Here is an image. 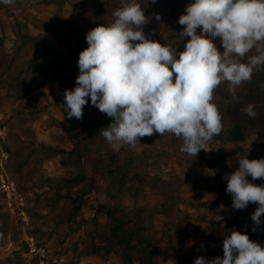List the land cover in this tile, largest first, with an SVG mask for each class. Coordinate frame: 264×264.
Instances as JSON below:
<instances>
[{
	"label": "trees",
	"instance_id": "obj_1",
	"mask_svg": "<svg viewBox=\"0 0 264 264\" xmlns=\"http://www.w3.org/2000/svg\"><path fill=\"white\" fill-rule=\"evenodd\" d=\"M51 1L15 0L11 6L0 3V16L17 15V11L25 14L27 8L51 10ZM53 1L62 5V0ZM183 1L156 0L153 5L150 0H105L99 4L98 14L113 15L125 3L140 4L145 16L150 18V22L143 26L146 38L175 49L178 55L190 37L178 42V33L184 26L173 28L171 14L181 12ZM70 5L72 16L79 17L80 5L73 1ZM157 14L160 16L159 21L155 19ZM160 28L165 30L162 37L158 32ZM15 34L23 43L35 37L28 31L26 22L18 17ZM54 36L62 46L68 45L69 39L59 30L54 31ZM42 38L45 40L44 35ZM22 42L11 52L8 37L3 30L0 32V104L5 102L2 91H6L9 98H30L45 102L49 100V93L44 88L52 83L53 103L65 110V92L61 81L68 72V58L60 56L46 61L43 52H47L48 45L40 43V51L26 53L21 52ZM214 42L222 52L220 38L217 37ZM256 54L253 49L241 62L247 63L248 57ZM73 75L76 81L79 75L78 63L73 69ZM236 94L237 99H233L227 82L221 83L214 91L212 103L219 109L222 121L231 117L232 124L222 128L217 135L222 146L213 158L205 150H200L197 156L182 152L183 140L171 133L163 136L154 133L151 136L153 144L143 149H134L127 144L121 148L113 147L101 134L102 129L112 123L113 119L104 116L93 106L90 97L86 98L88 103L83 108V118L69 119L70 125L63 134V140L71 142L72 146L69 148L66 145L50 144L37 137L33 127L36 116L30 115L36 110L31 106H21L17 110L21 117L18 129L9 126L8 137L1 142L0 159L3 151L8 152L7 170L17 181L30 217L27 232L36 237L38 244L52 249V255L56 253L59 258L64 257L60 264H97L94 261L83 262L81 258L93 256L99 262H107L114 255L119 257V264H165L168 249L163 247L160 240L152 239L143 231V227L138 225V221L122 202L124 195L138 198L141 188L148 186L161 195L156 207L157 212L164 216V234H174L179 241L185 242L191 238L192 222H206L201 228L200 257L206 260L217 256L223 258L224 228L247 234L256 243L261 239L264 247V214L261 215V223L255 225L251 215L258 207L257 204L249 203L242 210L232 208V197L226 191L225 178L237 170L241 159L264 158V67L254 71L251 80L237 87ZM0 124L7 126L6 121H0ZM248 139H252L251 147H226L229 142H244ZM55 156L60 157V164L65 170L62 175L47 174L45 162ZM172 159L181 167H215L219 161L228 159L231 169L219 175V200H191L186 196L185 178L179 174H170L163 162ZM150 166L153 168L148 169ZM1 169L0 164V172ZM247 179L250 183L264 186V178L253 180L248 176ZM92 193L97 196V202L92 205L94 228L85 237H76L73 243H68L67 238L76 236L83 224L80 217ZM186 204L195 210L185 208ZM218 204H222L231 213L225 222L209 219L204 212V208ZM100 215L107 216V223L100 221ZM64 226L69 229L62 232ZM24 232L22 222L12 218L4 202V193L0 191V247H4L9 239L20 241ZM50 242L55 250L49 245ZM26 248L23 244L20 249L8 254L7 259L0 264H40L38 258L28 261L23 254Z\"/></svg>",
	"mask_w": 264,
	"mask_h": 264
},
{
	"label": "clouds",
	"instance_id": "obj_2",
	"mask_svg": "<svg viewBox=\"0 0 264 264\" xmlns=\"http://www.w3.org/2000/svg\"><path fill=\"white\" fill-rule=\"evenodd\" d=\"M0 3L11 6L15 0ZM113 16L111 24H100L86 34L88 47L79 54L77 86L64 93L67 118L81 120L90 97L93 106L113 119L101 132L113 147H135L143 137L171 133L183 140L182 152L197 156L223 128L219 109L212 103L215 89L227 82L237 99V87L264 67V0L189 3L179 17L184 27L177 37L178 42L190 39L178 55L146 38L143 26L150 18L140 4L125 3ZM217 37L222 52L214 42ZM253 49L257 54L241 62ZM248 176L264 178V158L241 159L237 170L225 177L226 191L234 209L258 205L251 219L259 225L264 186L250 183ZM194 264H264V247L232 230L223 240V258L201 256Z\"/></svg>",
	"mask_w": 264,
	"mask_h": 264
},
{
	"label": "rangeland",
	"instance_id": "obj_3",
	"mask_svg": "<svg viewBox=\"0 0 264 264\" xmlns=\"http://www.w3.org/2000/svg\"><path fill=\"white\" fill-rule=\"evenodd\" d=\"M77 2L80 5V15L79 17H73V10L71 8L70 2ZM105 0H62V5L57 4L55 1H51V10L40 11L36 8H27L24 10L25 14H20L17 11V15L13 16L1 15L0 16V32L8 37V48L11 52H14L16 45L22 42L17 39L15 34V23L17 17L26 22L27 29L31 35L35 36L33 39L25 41L23 43L21 52H32L39 50L40 43L49 46L47 52H43V59L48 61L51 58H58L60 56H65L68 58L70 64L67 74L61 81L62 88L64 92L66 90H74L77 86L76 81H74L73 69L78 63L79 54L81 51L88 47L86 42V34L93 28L99 26L100 24L108 25L114 21L113 15H99L98 8L99 4L103 3ZM194 2V0H185L182 2V8L180 13H172V23L173 28L179 29L182 27L179 23V17L185 14V8L189 3ZM154 5V4H153ZM74 18V19H72ZM74 24H73V22ZM76 23V24H75ZM59 30L62 35L69 39V43L66 46H62L58 43L54 36V31ZM159 36L162 37L165 33L164 29H159ZM200 33V29H197V34ZM45 36V40L42 38ZM54 86L49 83L44 88L45 91L49 93V100L45 102L33 101L30 98H9L6 95V91H2L4 95V104H0V121H6L7 127L15 126V130L18 129V123L21 119L18 109L21 106L27 105L31 106L36 111L30 115H35L36 118L33 122V127L37 132V137L39 140H43L50 144L66 145L71 147L72 143H66L63 139L69 127V119L67 118V112L60 106L53 103V93L52 89ZM40 90H37L39 92ZM32 101V104H30ZM106 116V114H103ZM232 118L229 117L222 121L223 128H227L232 123ZM166 133L165 135H169ZM167 137V136H166ZM134 149H143L144 147L153 144L151 137H143L140 139ZM166 145V144H164ZM236 145H242L245 147L252 146V139L241 142H229L226 147H233ZM123 145H118L121 148ZM222 143L217 136H214L206 144L207 154L213 158L218 152L219 147ZM167 170L170 174H179L185 178L186 193L191 200L200 199L202 201H216L219 200L218 193V182L219 175L222 172L231 169L229 165V160H221L219 163L215 164V167H181L173 159L164 160ZM45 167L47 174L49 175H62L65 170L60 164V157L55 156L50 160L45 162ZM150 166L148 169H152ZM161 195L156 191H153L150 187L145 186L141 188L138 198H133L131 195H124L122 197V202L125 208L132 214L135 220L138 221V225L143 227V231L150 235L152 239L160 240L163 247L168 249L165 257V264H194L196 258L200 257L202 251L201 237L203 232L201 228L206 223L203 221L192 222L191 238L188 241L181 242L178 240L177 236L174 234H164V216L157 212L156 202L160 199ZM97 202V196L92 193L88 199L86 206L84 207L83 213L80 217L83 224L76 232V236H71L67 238L68 243H73L76 237H85L89 230L94 228V222H92L93 211L92 205ZM185 208L189 210H195L190 204H186ZM205 214L209 219H221L225 222L226 219L231 215V213L222 205H213L208 208H204ZM12 218L15 221H21L20 218ZM100 221L107 223L108 218L106 215L99 216ZM23 226V224H22ZM69 227L64 226L62 232ZM227 228L222 230V234L226 238L230 234ZM257 243L262 245V240L258 239ZM51 242L49 243V245ZM51 246V245H50ZM54 250L55 248L51 246ZM7 252L0 247V263L7 259ZM53 257H58L55 253ZM83 262L94 261L97 264H119L120 259L118 256L114 255L107 262H99L96 257L84 256L81 258Z\"/></svg>",
	"mask_w": 264,
	"mask_h": 264
},
{
	"label": "built area",
	"instance_id": "obj_4",
	"mask_svg": "<svg viewBox=\"0 0 264 264\" xmlns=\"http://www.w3.org/2000/svg\"><path fill=\"white\" fill-rule=\"evenodd\" d=\"M8 137V127L0 124V146L1 142L6 140ZM9 154L6 151L2 152L0 159L1 172H0V191L4 193V202L6 207L10 209L12 216L20 218L22 220L23 228L25 232L22 235L20 241L9 239L3 249L7 254L12 253L16 249H20L23 244L26 245V249L23 254L27 257L28 261H32L35 258L40 260V264H60L64 257H53L51 254L52 249L46 245H40L34 235L29 234L26 230L30 224V217L25 208L24 196L18 189L17 181L13 179L7 170V160Z\"/></svg>",
	"mask_w": 264,
	"mask_h": 264
}]
</instances>
